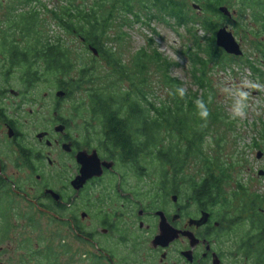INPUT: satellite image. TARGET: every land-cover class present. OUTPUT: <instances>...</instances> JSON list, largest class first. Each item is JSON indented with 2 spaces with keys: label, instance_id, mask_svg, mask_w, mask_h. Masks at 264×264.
Instances as JSON below:
<instances>
[{
  "label": "flooded vegetation",
  "instance_id": "1",
  "mask_svg": "<svg viewBox=\"0 0 264 264\" xmlns=\"http://www.w3.org/2000/svg\"><path fill=\"white\" fill-rule=\"evenodd\" d=\"M219 1L151 0L149 6L157 20L176 10L180 26L192 17L197 29H229L264 63V0ZM11 74L0 87V217L5 206L6 219L33 223L38 240L55 251L53 240L65 228L108 264H264V184L230 182L211 196L202 185H145L153 176L152 155L124 161L78 98L62 108L73 95L66 87L54 85L51 100L43 102L37 85L12 89ZM253 147L264 159L261 143ZM88 160L101 173L83 179ZM258 175L264 179V169ZM113 238L129 245L132 261L115 260ZM8 249L0 245V264L14 260ZM26 259L21 255L17 263Z\"/></svg>",
  "mask_w": 264,
  "mask_h": 264
},
{
  "label": "trees",
  "instance_id": "2",
  "mask_svg": "<svg viewBox=\"0 0 264 264\" xmlns=\"http://www.w3.org/2000/svg\"><path fill=\"white\" fill-rule=\"evenodd\" d=\"M222 1L225 0L219 2ZM58 2L49 7L42 0H0V7H5L0 16V80L6 82L9 72L18 67L28 87L40 81H51L53 85L66 87L70 94L79 92V107L99 121L104 134L102 140L109 143L111 150L120 148L124 161L134 162L150 154L154 160L153 174L161 185H165L167 179L170 185H179L187 178L188 185H202L208 196L214 190L222 191L221 185H227L233 178L234 165L225 162L221 154L211 158L203 150L211 128L221 120L224 122L225 117L216 103L210 75L217 66L226 69L230 58L240 61L243 58L227 54L216 45L218 29H208L210 24H205L204 29H200L206 33L202 39L193 29H188L193 46H188L185 54L191 63L192 83L197 87L189 90L172 75L179 63L165 57L151 42L152 51L138 50L129 64L113 47L114 42L127 40L125 32L110 33L117 15L132 14L140 21L141 11L148 10L143 23L149 25L155 18L149 6L151 0ZM169 17L178 20L177 11L171 10ZM161 18L166 19H158ZM185 21L186 25L195 23L192 17H186ZM176 24L180 26L178 21ZM122 26L123 23L119 25ZM52 29L83 38L89 45H84L83 49L91 57L86 58L83 51L70 46L64 35L54 34ZM90 46L96 48L97 55ZM258 61L248 57L245 64L264 80V70ZM101 62L106 66L99 64ZM154 76L155 86L165 90V95L159 98L155 95ZM4 86L0 83V87ZM221 142L222 136H219L217 149L222 146ZM193 157L202 160L198 178L185 174L186 165ZM241 180L239 178L238 185ZM64 243H60L61 251L59 248L55 251L50 242H42L37 248L29 245L26 251L28 256L39 257L36 264H59L62 253L72 252ZM88 264L105 263L101 257L92 255Z\"/></svg>",
  "mask_w": 264,
  "mask_h": 264
},
{
  "label": "rangeland",
  "instance_id": "3",
  "mask_svg": "<svg viewBox=\"0 0 264 264\" xmlns=\"http://www.w3.org/2000/svg\"><path fill=\"white\" fill-rule=\"evenodd\" d=\"M42 1L49 7H52L61 0ZM191 2L189 1V5H191ZM4 11L5 7H0V16L3 15ZM147 11H141L140 21H137L132 14H128L127 17L122 13L117 15L113 21L114 25L110 33L116 35L119 31L125 32L127 33V40L120 43L114 42L113 47L115 51L120 52L123 60L129 64L138 50L145 48L148 51H152L153 46H155L165 57L179 63L172 70V75L184 82V88L196 90L197 87L192 83L191 78V63L185 54L187 47L193 46L192 36L188 29H193V32L201 39L205 37L206 33L195 28L194 23H190L187 26H178L175 20L171 18H166L165 22L161 19H154L149 25L145 24L143 22L147 20L145 15L148 13ZM152 12L156 13L153 10ZM122 23L123 26L120 28L119 25ZM119 29H122V31ZM51 31L54 34L61 33L64 35V39L69 42L70 46L83 51L86 58L89 59L91 57V54L83 49L84 45L79 37L66 34L61 29H52ZM238 32L240 33L239 38L241 36L245 38V31L243 29H239ZM252 37V35L248 36L249 39ZM150 42L153 46L150 45ZM240 43L243 53L247 54L253 60L257 59L258 53L249 41L244 39ZM240 60L230 58V63H228L226 69L217 66L211 71L210 78L216 92V103L220 106L225 117L223 118L224 122L221 120V122L211 128L212 131L208 134L206 142L203 145V150L207 151L211 158H215L221 154V158L225 162L234 165V169H232V185H236L235 183L239 182V178L242 179V182H246L249 185H262L264 184V179L259 177L258 170L261 168L264 169V159L257 158L256 154L258 150L253 145L255 142H258L264 148V139L262 140L260 137L261 132L264 131V80L254 75L252 70L245 64L246 59H243V61ZM258 63L262 67L261 69L264 70V63L260 61ZM99 64L104 67L106 66L103 62ZM21 74V68L17 67L12 70L10 77V86L12 89L20 90L26 86L22 81ZM72 74L75 75L76 73L72 72ZM152 79L153 84H157L156 77L154 76ZM0 83L3 85L6 84L3 80H0ZM53 86V82L51 81H40L37 83V89L41 96L40 99L43 102L51 100L50 93H55ZM154 89L155 95L158 98L165 95L163 87L156 85ZM80 97L79 92L74 93L71 99L62 101V108L64 109L65 106L69 108V102ZM29 108L31 107L27 105L25 111L28 112ZM37 110L41 111L40 108L36 107L35 111ZM219 136H222V146L217 149L216 140ZM201 171L202 160L196 157L191 158L185 168L186 176H195L198 178L201 175ZM105 181H108V179ZM155 181L158 182L155 183ZM170 182L167 179L165 185H170ZM145 183V185H161L157 175L155 176L154 174L149 179H146ZM188 184L189 181L187 178L182 184L179 183V185ZM5 200L6 198L3 199V202ZM4 208L2 210L3 215L4 213L5 215L0 217V245H6V249L9 248L8 251L10 253L8 255H12L14 258L11 264H18L17 262L21 255H25L27 258L25 264L38 263V256L34 255L31 257L26 253L29 245L37 248V246L39 247L42 244L38 240L36 233L37 227L33 226V223L31 225L23 218L6 219V210ZM47 225L45 221H42V226ZM109 241L114 243L115 260L126 257L127 260L130 259L132 261L133 257L131 256V248H129V245L115 242L114 238ZM54 242H57L56 245L59 251H61V242H65V246L71 248L72 251L70 254L69 252L62 253V256L59 258V264H88L90 262L88 254L93 255V251L96 250L89 243L66 233L65 228L62 227H60L58 236L54 238ZM72 256H74L73 259H71ZM104 263L108 264L105 260ZM6 264H8V261H6Z\"/></svg>",
  "mask_w": 264,
  "mask_h": 264
},
{
  "label": "water",
  "instance_id": "4",
  "mask_svg": "<svg viewBox=\"0 0 264 264\" xmlns=\"http://www.w3.org/2000/svg\"><path fill=\"white\" fill-rule=\"evenodd\" d=\"M221 11L225 12V8H222ZM215 42H216V45L222 48L227 54L235 55V56L243 55V50L240 46V43L236 40L234 34L229 29H225V28L218 29L215 34ZM90 49L94 55L98 54V51L96 50V48L90 46ZM62 94H63L62 92L60 91L58 92L59 96ZM261 155H262L261 151H259L257 153V157L260 158ZM81 172L83 174L82 176L83 179L84 178L87 179L93 176L94 174L99 175L101 173V172L96 171L92 160H88L87 162L83 164Z\"/></svg>",
  "mask_w": 264,
  "mask_h": 264
}]
</instances>
